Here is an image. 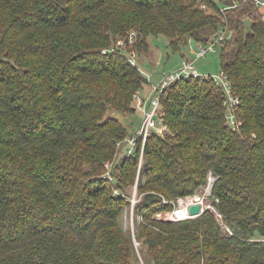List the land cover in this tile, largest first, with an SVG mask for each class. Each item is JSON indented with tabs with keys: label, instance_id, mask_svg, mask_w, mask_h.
<instances>
[{
	"label": "trees",
	"instance_id": "obj_1",
	"mask_svg": "<svg viewBox=\"0 0 264 264\" xmlns=\"http://www.w3.org/2000/svg\"><path fill=\"white\" fill-rule=\"evenodd\" d=\"M226 28L220 71L240 125L212 76L177 81L159 98L138 174L142 139L125 155L138 128L115 113H136L149 81L123 47L134 35L146 53L148 37L164 36L185 60L190 41ZM209 176L227 229L210 209L159 219ZM134 188L149 264H264V10L254 0H0V264H140L120 223Z\"/></svg>",
	"mask_w": 264,
	"mask_h": 264
},
{
	"label": "rangeland",
	"instance_id": "obj_2",
	"mask_svg": "<svg viewBox=\"0 0 264 264\" xmlns=\"http://www.w3.org/2000/svg\"><path fill=\"white\" fill-rule=\"evenodd\" d=\"M263 11V9H262ZM148 44H149V50L148 52L144 53H137L135 49V40H133L132 45H129V49L126 47H123V53L128 55L130 58L133 56V54L127 53V51L132 50L130 53H134L135 58L134 61L135 63L138 64V66L142 69L145 77H152V80L154 83H159L162 81V79L171 74L173 71L177 69L179 64H181L182 60L186 57L181 56V53H174L172 49L169 47L170 40L167 39L164 36H150L147 39ZM124 43L122 40H118V43ZM133 56V57H134ZM198 71L201 75L204 76H215L219 75L221 73L220 69V60H219V54L215 55H209L207 58L200 60L196 64ZM156 84V85H157ZM151 86H149V92L151 90V95L153 94V87L150 89ZM141 93V92H140ZM136 113L130 114L127 116V118H124L125 115L121 113H115L116 117L124 123V125L128 128L129 133L131 131V128H139L141 125L142 121V114L140 112H137L136 110V104L134 103L133 105ZM161 129V123L159 121L158 123V133L160 132ZM121 149H120V155H123L127 150V145L125 142L121 144ZM143 166V163H142ZM215 179L212 176H209L208 179V184L206 188L200 189L199 193L193 197L186 198V199H178L176 207L172 212H166L163 213L162 215H159V219L164 220V221H178V220H185V219H180V216L183 214L185 211L188 213V208L195 204V203H203V209H210L213 213H215L216 218L220 222L221 226L223 228L227 227L221 222L222 217L217 214L216 210L211 206L212 204V199L210 197L211 193V188L214 183ZM136 188H134L132 194L129 196V199L131 201V206L126 209L123 217L120 220V223L123 227L124 232H126L128 235H130L134 241L135 247H136V253L139 259L140 264H149L148 259L146 258V252L144 247H142L140 244L137 243L136 241V227H137V216L134 214V208L133 207V197L136 194ZM201 199V200H200ZM200 200V202H199Z\"/></svg>",
	"mask_w": 264,
	"mask_h": 264
},
{
	"label": "built area",
	"instance_id": "obj_3",
	"mask_svg": "<svg viewBox=\"0 0 264 264\" xmlns=\"http://www.w3.org/2000/svg\"><path fill=\"white\" fill-rule=\"evenodd\" d=\"M255 5L259 9L264 10V0H254ZM236 5L230 7H221L220 12L224 13L225 10L235 8ZM201 8L203 10H207L206 5H201ZM227 34V28L224 31H220L216 36H214L208 44H198L194 45L192 41H190V55L191 58L185 59L182 61L180 67L173 71L171 74L165 76L162 81H160L157 85L153 86V94L149 96H141L138 94L135 97V104H136V110L139 111L142 114V123L141 126L136 130L135 137L128 139L127 143L129 144V149L126 152V156H132L134 154V149L136 147L137 140L142 139L141 143V152H140V158H139V166H138V174H140V171L142 169V163L144 158V148L147 142L148 137L154 132L156 129L157 120L160 116V101L159 98L163 91L167 89L170 85L173 83L180 81L182 79H189L191 77L197 78V77H205L208 78V76L201 75L198 71V68L196 66L197 62H199L202 59L207 58L209 55H215L219 53V50L223 46L225 42V37ZM134 40V35H131L128 39V43L132 45V41ZM125 43H118L119 47L124 46ZM196 46V47H195ZM135 55V54H133ZM134 57L130 58V62L132 64L135 63ZM214 84L217 86H221L224 88L226 92V102L225 106L227 107L229 114H228V121L233 127H238L240 123H236L235 117H234V110L239 105V99L234 96L229 87V79L228 76L224 73H220L219 75H215L211 77ZM112 168V164L108 163L106 165L107 169V177L111 179L110 176V170ZM117 194L118 192L115 191ZM133 207L138 203V199L136 197V194L133 197Z\"/></svg>",
	"mask_w": 264,
	"mask_h": 264
},
{
	"label": "water",
	"instance_id": "obj_4",
	"mask_svg": "<svg viewBox=\"0 0 264 264\" xmlns=\"http://www.w3.org/2000/svg\"><path fill=\"white\" fill-rule=\"evenodd\" d=\"M204 211L205 210L203 209V206L201 204L195 203L188 208V218L186 219L198 218Z\"/></svg>",
	"mask_w": 264,
	"mask_h": 264
},
{
	"label": "crops",
	"instance_id": "obj_5",
	"mask_svg": "<svg viewBox=\"0 0 264 264\" xmlns=\"http://www.w3.org/2000/svg\"><path fill=\"white\" fill-rule=\"evenodd\" d=\"M147 79H148V81H149V84L148 85H146L144 88H143V90L141 91V93H140V95L143 97H145V96H149V95H151L150 93H151V90H150V93H147V91L149 90V86H151L150 87V89L153 87V86H155L157 83H154V81L152 80V77H147ZM149 92V91H148ZM134 111H135V109H134ZM135 129L136 128H134V129H132L131 128V133H133L134 131H135Z\"/></svg>",
	"mask_w": 264,
	"mask_h": 264
},
{
	"label": "bare ground",
	"instance_id": "obj_6",
	"mask_svg": "<svg viewBox=\"0 0 264 264\" xmlns=\"http://www.w3.org/2000/svg\"><path fill=\"white\" fill-rule=\"evenodd\" d=\"M201 200V199H200ZM200 200H199V202H200ZM199 204H201L202 206H203V203H199ZM186 218H188V213H186L185 211L183 212V214L180 216V219H186Z\"/></svg>",
	"mask_w": 264,
	"mask_h": 264
}]
</instances>
